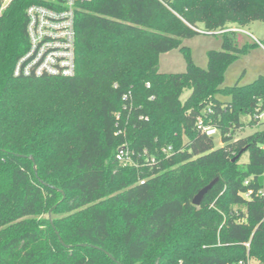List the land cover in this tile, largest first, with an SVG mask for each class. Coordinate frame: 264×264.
I'll use <instances>...</instances> for the list:
<instances>
[{
	"label": "trees",
	"instance_id": "trees-1",
	"mask_svg": "<svg viewBox=\"0 0 264 264\" xmlns=\"http://www.w3.org/2000/svg\"><path fill=\"white\" fill-rule=\"evenodd\" d=\"M34 3L0 13V264H264V129L235 137L264 112V76L223 87L251 46L235 32L206 69L181 48L199 25L264 21V0H93L76 16L75 74L15 78ZM178 48L186 71L160 73ZM125 144L136 166L117 161Z\"/></svg>",
	"mask_w": 264,
	"mask_h": 264
},
{
	"label": "built area",
	"instance_id": "built-area-1",
	"mask_svg": "<svg viewBox=\"0 0 264 264\" xmlns=\"http://www.w3.org/2000/svg\"><path fill=\"white\" fill-rule=\"evenodd\" d=\"M11 1L0 0V13ZM91 1L93 0H35V3L25 11L28 48L15 66L14 77L71 78L76 70L75 22L77 12L82 5ZM230 31L238 32L239 29L229 28L218 31L216 34L220 35ZM126 98L127 95H124L123 99ZM263 118L264 112L254 116L255 121H262ZM197 128L210 138L219 133L214 127L205 126L201 119L197 121ZM117 151L116 159L122 166H136L132 158L134 153L129 150L127 144L118 148ZM161 152L169 157L174 150L171 147H165L161 149ZM144 155H147L146 151ZM154 163L153 157L146 158L145 165ZM245 246L248 248L249 244ZM238 264L244 263L239 262ZM245 264H251L250 260L247 259Z\"/></svg>",
	"mask_w": 264,
	"mask_h": 264
},
{
	"label": "rangeland",
	"instance_id": "rangeland-1",
	"mask_svg": "<svg viewBox=\"0 0 264 264\" xmlns=\"http://www.w3.org/2000/svg\"><path fill=\"white\" fill-rule=\"evenodd\" d=\"M232 29H239L235 32L236 44L238 48H243L244 45H251L248 51L239 57L235 63L227 68L224 74L223 87H231L239 83V86L254 83L259 77L264 76V21L252 22L248 25L238 26L237 24H229ZM197 30L199 34L191 37V39L182 40L181 48L189 49L191 61L201 69H206L207 54L209 51L222 50V36L216 34L219 29H204L201 25ZM201 31V32H199ZM204 32V34L202 33ZM256 44V46H252ZM181 48L174 51L161 54L159 57V72L162 74L184 73L186 71V63ZM189 92H185L181 98L185 100ZM223 102L229 100V97H219ZM243 116L241 118L243 126L238 129L235 134L236 138H246L249 135L264 129V118L262 121H255L254 116ZM215 147H221V136L218 133L214 136ZM248 161V153L244 154L239 164H244ZM44 218L47 216L44 215Z\"/></svg>",
	"mask_w": 264,
	"mask_h": 264
},
{
	"label": "water",
	"instance_id": "water-1",
	"mask_svg": "<svg viewBox=\"0 0 264 264\" xmlns=\"http://www.w3.org/2000/svg\"><path fill=\"white\" fill-rule=\"evenodd\" d=\"M30 159L33 160L32 157H30ZM233 161H235V159H233ZM34 171H35V168H34ZM217 180H218L217 178L212 180V182L209 185H207L206 187H204L200 191H198V193L195 195V197L192 200L193 205L195 207L199 206L202 203L204 196L213 188V186L216 184ZM50 216H51V212H49V214H48L49 220H50ZM106 255H108V254H106ZM108 257L114 261V258L111 255H108Z\"/></svg>",
	"mask_w": 264,
	"mask_h": 264
}]
</instances>
